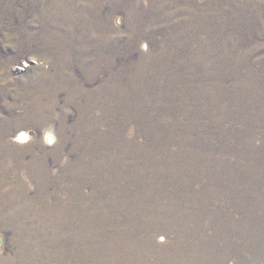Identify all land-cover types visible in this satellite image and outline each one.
Listing matches in <instances>:
<instances>
[{"label":"rangeland","instance_id":"rangeland-1","mask_svg":"<svg viewBox=\"0 0 264 264\" xmlns=\"http://www.w3.org/2000/svg\"><path fill=\"white\" fill-rule=\"evenodd\" d=\"M108 1L0 0V132L6 134L3 141L9 140L19 149L16 150L18 158L31 163L28 169L32 175L33 160L44 156L47 173L42 178H33L27 169L19 170V179L30 198L53 192L54 181L59 177L58 195L62 200L68 199L65 202L58 199V206L49 198L47 207L27 210L17 203L0 209V255H15L20 247L19 227L30 224L37 213L55 211L58 224L66 231L77 227L75 236H79V228L89 233L122 226L126 231L141 232L154 220L163 221L165 226H172L174 222L195 225L191 235L201 242L192 248L200 247V250L190 253L180 247L168 264H214L213 254L219 251L225 257L223 264H264V0ZM116 3L123 11L112 8ZM145 43L147 46L143 48ZM58 78L76 82V87H82L77 91L80 95L73 96L72 88L63 87ZM39 94L45 104L54 105L50 112L46 110L40 115L42 120L49 119L42 127L37 122L28 124L35 120L25 114L28 103ZM83 94L90 97L85 98ZM120 96L125 101H116ZM146 96L155 106L157 120L167 119L178 132L183 129V122L189 121L194 136L202 133L214 138L208 149L217 155L214 158L220 166L217 163L214 172L205 176L204 181L213 179L214 185H219L218 190L224 189L226 181L230 197H219L226 201H216L219 203L204 209L190 204V208L180 211L182 221L174 219L176 214L169 203L154 204L155 207L144 209L149 218L138 219V205L145 195L155 199L165 192L173 196L177 187L172 185L154 194L151 187L124 190L109 181L105 186L95 185L97 178H117L120 173L113 170L121 160L147 159L141 155L148 156L150 152L141 147L149 144L143 119L136 113L130 126L124 124L125 117L123 127L120 124L121 111L132 109L135 100ZM90 102L94 108L86 114ZM80 121L83 124L78 125ZM128 130L139 143L137 148L129 144ZM21 131L27 132L28 137L20 143L15 139ZM47 131L52 136L49 144L44 140ZM223 148L234 151L227 153ZM5 158L1 160L0 177L16 162L15 158ZM238 161L249 165L240 168L245 164ZM93 168L112 171L95 172ZM135 171L125 175H135L136 181L157 180L162 188L163 178L157 174L147 169L143 170L145 175ZM8 174L15 176L14 172ZM186 176L181 175L180 179ZM175 177L167 178L173 181ZM205 189L208 188L201 184L198 191L189 192L185 198L190 203L207 201L210 194ZM15 190L13 182L4 183L0 195ZM121 200L125 201L120 206L116 204ZM72 201L75 207L71 206ZM105 202L114 203L113 207H103L101 204ZM159 234L163 236L158 241L160 245H172L171 237ZM45 235L49 242L54 239L48 231ZM75 242H64V245ZM137 251L136 244L127 242L123 252L135 256ZM49 256L54 255L45 253L41 245H33L29 246L26 258L44 264ZM185 256L198 259L191 262ZM78 258H82L81 251L75 252L74 259ZM58 259V256L54 258L53 264H58Z\"/></svg>","mask_w":264,"mask_h":264},{"label":"bare ground","instance_id":"bare-ground-1","mask_svg":"<svg viewBox=\"0 0 264 264\" xmlns=\"http://www.w3.org/2000/svg\"><path fill=\"white\" fill-rule=\"evenodd\" d=\"M105 2H109V1L105 0ZM112 8L118 10V12H119L122 10L123 7L121 8V5L116 3L115 5H112ZM117 21L120 22V18ZM146 46L147 45L145 43L143 45V48H146ZM142 66H143V64H142ZM259 66H261V65H259ZM261 70H262V68H261ZM131 72H132V70H131ZM243 73H244V71H243ZM59 74H60V72H59ZM237 74H239V73H237ZM245 75H243V76H245ZM249 75H250V73H249ZM112 76H113V74H112ZM137 76H139V75H137ZM235 76H236V74H235ZM254 76H255V74H254ZM260 77H261V75H260ZM263 78H264V76H263ZM237 79H238V77H237ZM59 80H62L63 87L65 86V88H67V87L72 88L71 90H73V94H72L73 96H75L76 94L80 95L77 91H79V89H81L82 87L81 86H80L81 88L76 87L77 86L76 82L68 81V80H70L69 78H63V79L60 78ZM244 80H246V79H244ZM141 81H143V80H140V82ZM150 82H152V81L150 80ZM247 82H248V80H247ZM126 85H127V83H126ZM245 85H247V84H245ZM129 86H131V85H129ZM240 86H241V84H240ZM118 88H119L118 91H120V87H118ZM125 89H127V88H125ZM115 90H117V89H115ZM140 90H142V89H140ZM247 92H244V93H247ZM202 93H204V92H202ZM226 93H227V90H226ZM83 95L85 96V98L90 97V94H83ZM244 95H246V94H244ZM41 98L42 97H40V94L35 97V100L32 98L33 99L32 103H28V105L25 109V114L27 116L32 115V117H34L33 120H35V121L30 120L28 123L30 125H32L31 122L33 124L37 122L38 124H40V127H42V126L47 125L49 122L48 118H45L44 120H42L43 117H40V115H43L44 112H46V110H48L50 112V110H52V107L54 105L52 106V104H50V103L45 104ZM119 98L120 99H116V101L117 100L125 101V99H122V96H120ZM235 98H237V96ZM244 98H245V96H244ZM71 100H73V99H71ZM246 102H247V100H246ZM87 104H89V109L87 108L88 110L86 111V114L93 111L91 108H94L93 102H90ZM151 104H152V102L150 103L149 99H147V96H146V99L138 98L137 100H135V104H131V106H133L132 109H126V110L121 111L123 117H122V120L120 122V124L122 126L123 125V118L125 117L126 121L124 124L126 125V127L130 126L136 118V113H138V116L141 119H143V123L146 124V125H144L146 127L145 129H147V131L149 132V137H148L149 138V144H147L145 146H143L141 144L140 145H141V147L150 151L148 156H146L144 153L141 154L142 156L146 157L147 159H145V160H143V159L133 160V162H132V160L123 159L119 162V165L116 167V169L113 170V171L120 173L117 176V178H115V179L97 178L95 185L98 187L105 186V185H108L107 181H109L110 183H112L113 186L124 187V190L131 188V187H135V186H138L140 188L151 187L154 189V194H159V193H161V189H164V190L168 189L172 185H175L177 187V190L175 191L176 194H174L173 196L171 195L172 193L169 196L165 192H164L163 196H158L155 199L153 197H151V195H145L138 205V208H140L139 213L136 215V218H138V219L140 217L149 218V216L146 214V212L144 210L145 207H155V205H161L164 202L169 203L171 209L173 211H175L174 214H176V215L174 216V219L182 221L184 219V217L181 215L183 213H181L180 211L185 210L187 208H190V204L195 206L197 209H198V207L204 209L205 208L204 206H207L210 204L215 205V204L219 203L216 201H221L222 199L224 201H226L224 199V197H222V199L220 200L221 196H226L227 198L230 197L228 195L230 193V187L227 185V182L225 180H224L225 183H223L224 189H221V190H218V188H217L218 184L214 185L215 182L213 181V179H211L209 181H204L205 180L204 177L208 176L210 173H213L214 167H216V164L219 163V160L217 162V159L214 158V157L217 158V155H213L211 152H209V149H208L211 147L210 144H212L214 142V138L212 136L208 137L209 134L205 135L202 133L201 134L196 133V136H194L193 130H190L189 124H191V122H189V121L187 123L183 122L184 125H183V129L181 131L178 132L177 130H174V128H171L172 125L170 123H168L167 119L161 120V121H159V119L158 120L156 119V116H154V107L155 106L151 105ZM203 105H204V102H203ZM213 105H215V104H213ZM245 105H247V104H245ZM234 106H235V104H234ZM196 107H199V106H196ZM200 107H201V105H200ZM219 107H220V105H219ZM101 108H102V106H101ZM234 108H235V110H237L236 107H234ZM95 109H96V107H95ZM184 109H185V107H184ZM207 109H209V108H207ZM218 109H220V108H218ZM232 109H233V107H232ZM198 110H199V108H198ZM52 112H54V111H52ZM171 112H172V110H171ZM180 112H181V110H180ZM201 112H202V110H201ZM210 114H212V113H210ZM235 114H237V113H235ZM239 114H238V116H239ZM161 116H163V115H161ZM180 116H182V114ZM210 116H212V115H210ZM166 117H164V118H166ZM199 119H201V118H199ZM187 120H184V121H187ZM181 121H183V119ZM27 122H28V120L26 121V123ZM100 122H102V121H100ZM195 122H197V121H195ZM258 122H260V120ZM81 124H83L82 121H80L78 123V125H81ZM192 126H195V125H192ZM178 127H180V125ZM128 132H129L128 138L130 139L129 144L134 145V147L137 148L139 143L134 138H132L131 130H128ZM27 137H28L27 132L21 131L15 140L17 142L21 143V142H24ZM5 138H6V134L0 132V166H1V160L5 157L15 158L16 162H15V165L12 166V168L7 167L4 170L5 172L2 174V177H0L1 178L0 179V187L4 183L13 182L16 190H15V192L13 191L14 193L9 192V193H3L0 195V209L15 206L17 203L20 207H23V209L26 208L27 210H29L31 207H33L34 209L37 207H47L48 204L51 202L48 200L49 198H51V200H53V204L56 206H58V199H60L62 202L67 201L68 199L62 200L61 197L58 195V192H61V187L59 186V180H60L59 177H57L58 178L57 180L55 178L56 181L53 180L54 185H55L53 192H49V193L44 192L45 196L37 195V196H33L31 198L29 197V195H27L26 187H25L24 183L19 179V170L20 169L29 170L28 168H29L31 163L26 164V163H24V160L19 159L18 156L16 155L18 153L17 151H19V149H17L15 145L13 146L9 142V140H7L8 143L4 142L3 140ZM44 140L48 144L50 142H52V136H51L49 131H47L45 133ZM172 143H175L174 144L175 146L173 145L174 146L173 148L171 145ZM162 146L164 147V149L162 148ZM227 147H228V145H227ZM202 148H204V149L201 150ZM225 150H226V152L228 150L234 151V150H231L229 148H223V151H225ZM220 151H221L220 153L224 154L222 152V150H220ZM57 152L58 151L55 152V155L57 154ZM231 154L234 155L233 152H231ZM209 155L212 157H210ZM237 156H238V153H237ZM55 157L57 158L58 155H56ZM43 158H44V156L41 158L33 160L32 166L35 170L34 174L32 175V173L29 170V172L31 173L33 178H35V177H41L42 178V176L46 175V173H47L46 163L43 160ZM224 158L228 159V157L227 158L224 157ZM229 158H232V156H230ZM130 162H132V163H130ZM238 162L240 164H245V165L239 166L240 168H247L248 166H246V164L249 165L248 162L247 163L243 162V161H238ZM227 163H228V161H227ZM35 164L40 165V166L37 168ZM206 166L208 168L205 169ZM218 166H220V163ZM130 167H133L136 169H131ZM159 167H161V168H159ZM145 169H147L151 173L153 172V173L157 174L159 177L163 178V180H162L163 182L161 184L162 188H159L160 185L157 184L159 182L157 180L136 181L135 175H131V176L125 175V173L130 171V170H136L135 171L136 174L145 175L143 172V170H145ZM224 169H225V167H224ZM92 170L95 172H97V171H100V172L112 171V170L100 169V168H93ZM140 170H142V171H140ZM219 170H221V169H219ZM219 170H218V172H219ZM9 172H14L15 176L9 177L10 176L8 174ZM38 173H41V174L38 175ZM221 174H223V173H221ZM170 175H176V177L173 181H169V178H167ZM181 175H187V176L185 179H180ZM262 176H264V174ZM155 181H157V182H155ZM71 184H72V182L69 181V186H71ZM90 184L94 185L93 183H90ZM201 184L208 188L205 190H206L207 194H210V199H208L207 201L203 200V201L197 202V203H195V202L190 203L185 198V196H187V194L189 192L198 191L199 188L201 187ZM65 187H66V185H65ZM40 189L43 191V188H40ZM127 192H129V191H127ZM14 194H16V195H14ZM38 194H40V192ZM125 195H126V198L129 197L128 194H125ZM167 196H168V198H167ZM124 201L125 200H121L120 202H118L116 204H118L120 206ZM70 204L72 207H75V205H76V203L73 201ZM113 204L114 203L105 202V203H102L101 205L105 208H111V207H113ZM136 206L137 205L135 204V207ZM173 208H175V209H173ZM151 218H153V217H151ZM1 219L2 218H0V220ZM60 225L61 224H58V212L45 211L42 214L37 213L35 219L32 220L30 224H26V225L18 228L17 239L20 241V247L14 253L15 255L8 256V257L0 255V264H20V263H22V264H38V262L34 263L32 260L26 258V255L29 252V246H33V245H41L43 247L45 253L54 255V256H49L47 261H45L44 264H53V259L56 258L57 256L59 257L58 264H161V263H164L163 261H165V264H168V263L172 262L171 257L175 256V253H178L180 251V247L183 250H186L190 253L197 252L200 250V247L198 249L192 248V246L196 245L197 242H201L200 240L196 239L195 237H192L191 228L195 227V225H192V224L189 226V225H184L183 223L181 224L179 222L178 223L174 222V224L172 226L168 225V224L165 226L163 221L154 220L152 222H149V225H150L149 227L143 229L142 231L140 229L141 232L136 231V230L126 231L122 226L109 227L105 231H102V232L94 231V232H89V233H88V231H83L82 229L79 228V234H78L79 236H75L78 233L77 227H73V229L68 232V231H66L65 228L61 227ZM33 228L35 229V231H33ZM47 231L54 236V239H52L51 242H49V240L46 238L45 234ZM159 233H162L166 236L171 237L172 240L174 241L172 243V245H169V244L160 245L158 241L161 238H163V236L160 235ZM158 234L160 236L156 240V236ZM134 236H136V237H134ZM80 240H82V241H80ZM73 241H76V242L73 243L72 245H69L67 247L64 245V242L69 243V242H73ZM127 242L130 244H136L137 245L138 251H137V254L135 256H128L123 252ZM84 243L87 244V247L83 246ZM77 251H81L82 258L74 259L75 252H77ZM156 251H160V253H157ZM220 252L221 251L216 252L217 254L216 253L213 254V256L215 258L214 259L215 261L213 260L214 264H223L222 261L225 260V257L223 255L222 256L219 255ZM85 258H87L88 260H86ZM185 258L190 259L191 262L198 259V257H193V256H185ZM188 263H189V260H188Z\"/></svg>","mask_w":264,"mask_h":264}]
</instances>
